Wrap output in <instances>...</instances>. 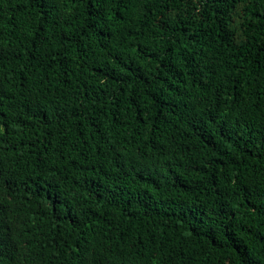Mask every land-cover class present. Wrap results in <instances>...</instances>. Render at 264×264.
<instances>
[{
	"label": "trees",
	"instance_id": "obj_1",
	"mask_svg": "<svg viewBox=\"0 0 264 264\" xmlns=\"http://www.w3.org/2000/svg\"><path fill=\"white\" fill-rule=\"evenodd\" d=\"M0 264H264V0H0Z\"/></svg>",
	"mask_w": 264,
	"mask_h": 264
}]
</instances>
